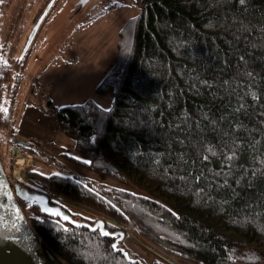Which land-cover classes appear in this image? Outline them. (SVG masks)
I'll use <instances>...</instances> for the list:
<instances>
[{
  "label": "trees",
  "instance_id": "trees-1",
  "mask_svg": "<svg viewBox=\"0 0 264 264\" xmlns=\"http://www.w3.org/2000/svg\"><path fill=\"white\" fill-rule=\"evenodd\" d=\"M134 3L139 13L120 29L116 63L96 87L100 95H113L110 108L93 100L47 104L59 132L74 143L76 155L62 157L145 194L90 178L29 175L101 216L60 204L76 221L102 220L110 233L131 228L193 264H264V0ZM30 49L17 61L0 50L4 131ZM9 132L14 136L12 127ZM20 205L41 239L46 264H146L122 246L126 237L117 244L119 234L71 226L34 202Z\"/></svg>",
  "mask_w": 264,
  "mask_h": 264
},
{
  "label": "rangeland",
  "instance_id": "rangeland-1",
  "mask_svg": "<svg viewBox=\"0 0 264 264\" xmlns=\"http://www.w3.org/2000/svg\"><path fill=\"white\" fill-rule=\"evenodd\" d=\"M30 1L6 0L0 7V50L17 61L28 44L31 46L9 125L14 136L11 137L9 128L4 131L0 127L1 162L13 186L27 183L74 213L98 218L101 216L55 195L29 172L90 178L110 187L145 194L130 182L84 170L62 157L63 153L76 155L74 143L59 132L47 104L50 100L59 108L93 100L104 109L110 108L113 95H100L96 87L116 63L120 29L139 9L134 0H90L82 9L78 6L80 0H53L47 18L29 43L36 25L35 13L43 9L47 0ZM13 140L24 142L34 151L13 145ZM124 229L126 238L122 246L146 264L157 259L168 264H193L164 253L131 228Z\"/></svg>",
  "mask_w": 264,
  "mask_h": 264
},
{
  "label": "water",
  "instance_id": "water-1",
  "mask_svg": "<svg viewBox=\"0 0 264 264\" xmlns=\"http://www.w3.org/2000/svg\"><path fill=\"white\" fill-rule=\"evenodd\" d=\"M90 0H80L78 6L84 8ZM79 8V9H80ZM39 27V22L35 25L29 43L32 42ZM15 145L29 149L24 142L15 141ZM0 264H46V256L40 237L34 231L28 217L20 205V200L34 202L43 214L49 215L46 209L53 211H60L62 216H67L66 221L74 227H85L91 231L99 230L101 233L100 225H103V231L108 232L107 237L120 235V240L126 236L123 226H118L119 230L110 233L105 228L104 221L99 220L94 225L87 221H76L73 216L68 213L59 204H52L46 193L33 191L25 192L14 188L10 183L5 169L2 165L0 158ZM60 218V217H59ZM111 223H115L110 221ZM122 237V238H121ZM127 254V253H125Z\"/></svg>",
  "mask_w": 264,
  "mask_h": 264
},
{
  "label": "flooded vegetation",
  "instance_id": "flooded-vegetation-1",
  "mask_svg": "<svg viewBox=\"0 0 264 264\" xmlns=\"http://www.w3.org/2000/svg\"><path fill=\"white\" fill-rule=\"evenodd\" d=\"M35 0H31L30 2H33ZM50 1L52 2L53 0H47L46 2H44V7L41 11H37L35 13V19H34V25L37 24L39 22V27H38V30L40 29V27L42 26L43 22L45 21V18H47V14H48V6H49V3ZM56 1V0H55ZM37 30V31H38ZM31 43V42H30ZM30 44H28L29 46ZM27 46V47H28ZM27 47L24 51V53L26 52L27 50ZM19 189V188H18Z\"/></svg>",
  "mask_w": 264,
  "mask_h": 264
},
{
  "label": "snow or ice",
  "instance_id": "snow-or-ice-1",
  "mask_svg": "<svg viewBox=\"0 0 264 264\" xmlns=\"http://www.w3.org/2000/svg\"><path fill=\"white\" fill-rule=\"evenodd\" d=\"M241 2H242V0H241ZM2 110L6 111V109H2ZM56 175H59V173H57ZM0 187H2V186H0ZM46 211L48 212L49 215L60 217V219H63V220H67L68 219L67 216H62L60 211H53V210H50V209H46ZM100 227H101V235L108 236L109 233L102 230L103 229V225L102 224L100 225ZM113 248H115V245H113Z\"/></svg>",
  "mask_w": 264,
  "mask_h": 264
}]
</instances>
